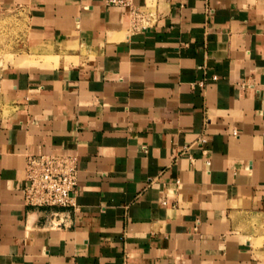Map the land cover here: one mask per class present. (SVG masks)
<instances>
[{
	"label": "crops",
	"instance_id": "crops-1",
	"mask_svg": "<svg viewBox=\"0 0 264 264\" xmlns=\"http://www.w3.org/2000/svg\"><path fill=\"white\" fill-rule=\"evenodd\" d=\"M153 4L130 32L103 0H0L79 48L0 80V264H259L241 216L264 211V0ZM46 154L76 156L74 207L24 205Z\"/></svg>",
	"mask_w": 264,
	"mask_h": 264
},
{
	"label": "rangeland",
	"instance_id": "rangeland-1",
	"mask_svg": "<svg viewBox=\"0 0 264 264\" xmlns=\"http://www.w3.org/2000/svg\"><path fill=\"white\" fill-rule=\"evenodd\" d=\"M154 0L147 5L136 8V14H127L128 26L138 31L150 28L156 22ZM128 13V12H127ZM26 12L21 8H4L0 6V80L11 70H18L30 65L57 63L63 59L70 62L71 56L77 54L78 47L67 42L66 50L55 48L51 42H37L29 33ZM81 53L84 54L82 50ZM12 109L7 102L5 92L0 86V122L5 120ZM247 222L243 227L253 251V258L264 264V211L241 216Z\"/></svg>",
	"mask_w": 264,
	"mask_h": 264
},
{
	"label": "built area",
	"instance_id": "built-area-1",
	"mask_svg": "<svg viewBox=\"0 0 264 264\" xmlns=\"http://www.w3.org/2000/svg\"><path fill=\"white\" fill-rule=\"evenodd\" d=\"M106 7L125 8L128 14H136L132 0H103ZM144 29V28H142ZM212 81L217 77L213 76ZM200 88L205 80L198 82ZM243 84L241 85V87ZM236 136V132H232ZM201 136L197 143L205 144ZM209 165V161H206ZM23 203L31 208H70L74 207L73 198L77 190V158L74 155L46 154L28 157L25 165ZM179 181H176V184ZM166 205V201L162 202Z\"/></svg>",
	"mask_w": 264,
	"mask_h": 264
}]
</instances>
